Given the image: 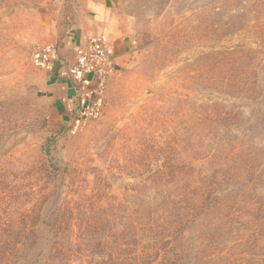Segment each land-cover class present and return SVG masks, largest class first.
I'll use <instances>...</instances> for the list:
<instances>
[{"label":"rangeland","instance_id":"obj_1","mask_svg":"<svg viewBox=\"0 0 264 264\" xmlns=\"http://www.w3.org/2000/svg\"><path fill=\"white\" fill-rule=\"evenodd\" d=\"M116 1L130 49L62 121L35 57L77 4L0 0V264H264V0Z\"/></svg>","mask_w":264,"mask_h":264},{"label":"crops","instance_id":"obj_2","mask_svg":"<svg viewBox=\"0 0 264 264\" xmlns=\"http://www.w3.org/2000/svg\"><path fill=\"white\" fill-rule=\"evenodd\" d=\"M68 2L77 4L70 21H64L62 16L56 20L41 21L43 25L41 39L44 40V44L39 47V51L52 44L55 53L50 55L51 60L47 66L37 65L40 66L39 90L42 97L51 103L62 121L68 116L71 117V110L75 105L76 93L69 77V69L75 62L78 49L86 48L90 39H103L112 49V66L117 68V63L130 49L133 41L129 21L116 13V0H68ZM60 8L58 4L55 10ZM49 9L51 8L46 7V10ZM94 84L95 82L91 86Z\"/></svg>","mask_w":264,"mask_h":264},{"label":"built area","instance_id":"obj_3","mask_svg":"<svg viewBox=\"0 0 264 264\" xmlns=\"http://www.w3.org/2000/svg\"><path fill=\"white\" fill-rule=\"evenodd\" d=\"M54 45L49 44L35 57L37 65L47 66ZM112 49L103 39H90L86 48H79L75 62L69 69V77L76 93L73 119H87L98 114L106 77L114 69L111 61ZM95 82L94 85L91 84Z\"/></svg>","mask_w":264,"mask_h":264}]
</instances>
